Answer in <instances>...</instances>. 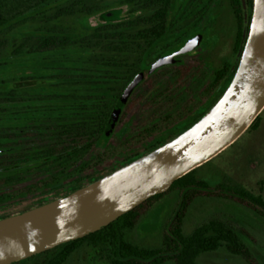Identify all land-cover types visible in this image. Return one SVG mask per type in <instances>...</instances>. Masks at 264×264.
Here are the masks:
<instances>
[{
    "label": "trees",
    "instance_id": "obj_1",
    "mask_svg": "<svg viewBox=\"0 0 264 264\" xmlns=\"http://www.w3.org/2000/svg\"><path fill=\"white\" fill-rule=\"evenodd\" d=\"M171 2L124 0L122 4L133 10L148 3L161 6L163 10L156 16L162 18ZM229 3L241 22L239 0ZM106 8L96 0H0V56L9 45L2 36L4 30L25 22L32 26L18 37L17 44L11 41L10 46V56L23 57L30 74L0 80L4 146L15 151L24 147L27 159L31 160L19 169L14 162L12 169L7 163L3 166L0 218L66 195L138 157L136 154L124 158L139 148V143L132 142L128 135L113 136L105 124L108 112L97 109L96 48L114 38V34L117 39H128L125 30L114 24L129 21L103 22L100 14ZM91 14L99 24L84 32L59 22L61 17ZM70 54L76 59L69 60ZM35 81L36 85L44 84L45 90L30 94L28 90L36 87ZM256 123L257 118L249 128ZM196 170L174 181L165 193L149 198L99 231L13 264H65L83 246L91 249L101 264H197L201 254L219 248L241 257L246 264H261L243 240L250 238L249 234L228 219L210 217L190 234H183L185 215L197 198L224 200L264 218V199L260 196L240 185H210L196 176ZM172 191L177 192L178 200L163 229L161 247L143 248L128 242L126 233L152 204Z\"/></svg>",
    "mask_w": 264,
    "mask_h": 264
},
{
    "label": "water",
    "instance_id": "obj_2",
    "mask_svg": "<svg viewBox=\"0 0 264 264\" xmlns=\"http://www.w3.org/2000/svg\"><path fill=\"white\" fill-rule=\"evenodd\" d=\"M234 73L218 99L191 126L174 138L114 171L41 205L0 218V264H13L75 241L106 227L172 183L212 160L232 145L264 109V0H252ZM122 9L100 14L104 22L120 20ZM200 35L176 53L155 60L148 71L171 64L174 56L194 49ZM139 78L121 93L109 115L111 131Z\"/></svg>",
    "mask_w": 264,
    "mask_h": 264
},
{
    "label": "flooded vegetation",
    "instance_id": "obj_3",
    "mask_svg": "<svg viewBox=\"0 0 264 264\" xmlns=\"http://www.w3.org/2000/svg\"><path fill=\"white\" fill-rule=\"evenodd\" d=\"M215 1L172 0L162 18L156 13L163 8L152 3L139 10L130 8L129 23L114 24L125 30L128 39H117L114 34L96 48L94 93L97 109L108 112L105 124L123 90L135 78L140 79L111 130L113 136L128 135L140 145L124 158L140 157L174 138L198 120L228 85L242 44L244 17L242 14L240 22L229 0L221 5ZM251 13L252 0H246L247 29ZM196 35L201 36L198 46L148 73L155 60L176 53ZM208 37L214 41L202 45ZM2 130L0 125V159Z\"/></svg>",
    "mask_w": 264,
    "mask_h": 264
},
{
    "label": "rangeland",
    "instance_id": "obj_4",
    "mask_svg": "<svg viewBox=\"0 0 264 264\" xmlns=\"http://www.w3.org/2000/svg\"><path fill=\"white\" fill-rule=\"evenodd\" d=\"M96 1H98L99 5H106V9L109 10L122 9L120 20L116 21L117 23H121L128 18L130 7L122 4L124 0ZM215 2L221 5L224 0H216ZM59 22L64 26L76 27L80 32L89 30L99 24L97 17L92 14L89 16L73 15L71 17H61ZM31 27L30 23L25 22L21 25H12L9 29L4 30L2 36L8 39L9 45L0 56V80L8 81L15 77L16 74L18 75L16 77L25 78L30 74V69L25 67L23 57L10 56V46L11 41L17 44L19 42L16 41L18 37ZM212 41H214L212 37L205 38L202 45ZM73 59H76V57L74 54H70L69 60ZM217 65V62L213 61V67L216 68ZM19 66L20 69H18ZM21 70L23 73H20ZM44 87V84H39L35 88L29 89L28 92L36 94V92L45 90ZM3 120V118L0 119V125L4 124ZM24 149V147H21L15 151L4 146L3 158L0 159L1 165L4 166L7 163V167L12 169V163L14 162L18 169L26 167L31 163V160L27 159ZM2 168H0V175L3 172ZM196 176L210 185L217 183L240 185L254 196H260L264 199V109L257 117L256 126L248 128L232 145L207 164L197 168ZM177 200V192L172 191L152 204L135 227L126 233L127 241L143 248H160L163 229L170 219ZM5 210L6 208H2V211ZM214 216L228 219L236 226L244 229L250 236V238L244 237L245 244L259 262L264 264V218L255 212L230 202L213 198H197L193 200L183 221V234H190L199 224ZM196 262L197 264H246L241 257L229 254L224 248L203 253L196 259ZM65 264L101 263L96 260V256L91 249L83 246L72 254ZM166 264L172 263L168 262Z\"/></svg>",
    "mask_w": 264,
    "mask_h": 264
}]
</instances>
